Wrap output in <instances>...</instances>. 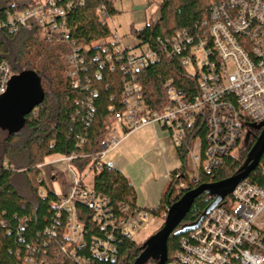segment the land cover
<instances>
[{"label":"trees","instance_id":"trees-1","mask_svg":"<svg viewBox=\"0 0 264 264\" xmlns=\"http://www.w3.org/2000/svg\"><path fill=\"white\" fill-rule=\"evenodd\" d=\"M16 0H0V21L7 14L24 8ZM217 0H160L159 18L145 23L133 34L148 46H159L183 28H192L208 16L210 5ZM70 6L66 11L65 31L53 41L39 37L40 31L23 28H0V63L7 62L13 74L22 71L35 73L44 93L43 100L25 116L23 127L0 137V264H133L141 252L140 243L129 238L118 228L102 225L91 219L93 208L76 203L80 220L84 223L83 234L86 247L75 249L74 256L63 251L67 245V214L58 207L60 194L50 189L43 181L39 163L45 157H77L69 164L75 173L88 169L93 173L91 191L106 203L110 216L120 218L139 211L150 217H162L168 207L189 189L201 183L225 179L234 174L246 158L247 152L259 134L253 125L247 129L242 147L237 155H226L220 165L210 171L201 170L199 180L193 183L186 173L188 155L197 139L204 146L205 117L198 113L193 121L185 125L182 142L176 146L180 161L170 179L156 209L140 208L136 205L135 191L123 174L100 159H93L101 149L113 125V115L125 108L122 101L123 80L131 79V72L124 66L127 50L103 51L97 44L107 40L112 31L101 20L117 14L113 0H64ZM80 50L85 61V70L79 72L80 83L74 85L67 74L64 57L74 48ZM111 54V59L106 56ZM98 55V58L95 56ZM99 74V77L97 76ZM142 85L145 103L159 110L165 103L162 88L166 78L172 79L178 91L191 98L198 92L196 79L188 75L186 68L177 61L162 58L135 73ZM89 79L90 83H86ZM88 85V89L83 84ZM91 108H90V107ZM81 144L78 147L77 144ZM263 157L257 167L246 177L250 183L264 185L261 175ZM20 177L23 190L16 178ZM184 184V187L179 186ZM228 195L221 207L231 206ZM210 197L198 195L177 229L191 224L209 204ZM108 239L113 247L112 258L94 257L90 247L96 238ZM182 235V234H181ZM181 235H170L167 239V259L179 248ZM151 261V260H149Z\"/></svg>","mask_w":264,"mask_h":264},{"label":"built area","instance_id":"built-area-1","mask_svg":"<svg viewBox=\"0 0 264 264\" xmlns=\"http://www.w3.org/2000/svg\"><path fill=\"white\" fill-rule=\"evenodd\" d=\"M15 3L23 4L18 0ZM23 5V9L7 14L6 20L0 21V28H36L41 39L48 42L64 33L69 2L30 0ZM102 14L101 20L108 24L111 17ZM137 41L134 47H129L112 32L107 40L97 42L105 52L127 50L124 66L132 76L123 80L125 108L113 115L108 136L93 159L101 160L106 150L117 144L119 128L128 132L148 124H157L167 130L176 148L182 142L185 125L201 113L206 119L204 146L201 139L194 141L186 167L190 180L196 183L201 170L215 169L224 156L239 151L251 123L264 121V0L213 1L206 19L195 27L177 30L159 46L150 47L138 38ZM87 49L88 46L76 47L65 54L64 69L74 85L80 83L78 74L85 70L80 50L86 52ZM110 56L108 54L106 60H110ZM162 58L175 60L185 67L188 75L196 79L198 92L188 98L178 91L172 79L166 78L162 84L165 103L159 110H153L145 103L142 85L134 74ZM191 64L193 68L189 69ZM12 75L10 65L2 61L0 96L5 93ZM86 83H90L89 79ZM86 83L83 87L88 89ZM77 146L81 147V144ZM75 157L77 155L72 153L58 159L44 158L38 165L44 170L50 164L67 162L68 190L59 193L58 207L67 214L64 234L67 245L62 249L73 256L75 249L86 247L84 223L76 203L82 202L93 208L91 219L103 228L109 225L118 228L129 238L131 231L149 217L146 211H139L126 217L107 218L106 203L83 186L69 164ZM261 157L264 159V153ZM261 175L264 180V162ZM179 186L184 187V184ZM234 188L230 194L231 206L219 205L196 229L182 233L179 248L165 264H264V185L250 183L245 178ZM105 236L96 238L90 251L94 257L111 259L113 247L108 239L112 234ZM83 264H89V260Z\"/></svg>","mask_w":264,"mask_h":264},{"label":"crops","instance_id":"crops-1","mask_svg":"<svg viewBox=\"0 0 264 264\" xmlns=\"http://www.w3.org/2000/svg\"><path fill=\"white\" fill-rule=\"evenodd\" d=\"M30 0H18L26 3ZM129 3L130 23L127 31L118 34L117 27L113 29L121 42L129 47H134L138 41L133 34V29L142 27L149 21L159 18V10L148 11L146 6L137 5L133 0H126ZM123 0H114L117 13L123 7ZM126 3V2H125ZM125 7V5H124ZM118 142L115 146L109 147L101 157L103 162L118 169L132 185L136 197V205L140 208L156 209L160 203L161 196L170 179V174L180 165V161L173 145L172 139L167 130L157 124H148L124 132L121 128L117 130ZM52 171L66 173V166L62 162L53 163L48 166ZM68 182L70 175L65 174ZM54 175H50L52 180ZM69 184V183H68ZM67 184V186H68ZM64 185V184H63ZM52 189L57 193L66 192L67 186L62 187L58 180H52ZM51 188V187H50Z\"/></svg>","mask_w":264,"mask_h":264},{"label":"water","instance_id":"water-1","mask_svg":"<svg viewBox=\"0 0 264 264\" xmlns=\"http://www.w3.org/2000/svg\"><path fill=\"white\" fill-rule=\"evenodd\" d=\"M44 97L39 77L31 71H22L12 75L5 93L0 96V127L9 134L20 130L25 116L38 105ZM253 127L259 131L258 136L247 152L246 158L231 176L210 183H201L186 190L178 200L172 203L165 214L163 225L141 246V252L133 264H165L167 260L168 236L181 235L196 229L211 210L218 207L234 187L244 180L259 164L264 153V121ZM205 193L210 197L209 204L200 216L191 224L178 225L189 211L194 199ZM151 260V261H149Z\"/></svg>","mask_w":264,"mask_h":264},{"label":"rangeland","instance_id":"rangeland-1","mask_svg":"<svg viewBox=\"0 0 264 264\" xmlns=\"http://www.w3.org/2000/svg\"><path fill=\"white\" fill-rule=\"evenodd\" d=\"M125 2H123V7H120L118 5V8L120 9V13L115 14L113 17H111L110 19H108V25L110 27V29L112 30V32H114L113 29V24L115 27H117V31L119 32L118 34L122 35V33H124V31H127V26L130 23V9H129V3L126 0H123ZM137 5H144L147 7L148 11H158V4L160 0H133ZM113 22V24H112ZM39 37L41 38V36L39 35ZM193 68V64L189 65V69ZM4 134V132L2 133L0 131V137H2V135ZM238 151H234L233 154L237 155ZM47 160H52L53 159H58L60 158V156H51V157H45ZM41 162H44V158L42 159ZM40 164V163H39ZM62 164L64 166L67 167V162H62ZM51 165V164H50ZM188 165V164H187ZM40 169V168H39ZM41 175L43 177V181L44 183L48 186V187H53L52 186V180H58L59 184H62V187L67 186L68 184V179L66 177V173L63 170V174L59 173V172H54L52 171L48 166L44 168V170L40 169ZM54 175V178L51 180L50 179V175ZM76 176L78 178H81L82 184L86 189H91L92 188V184H93V173L92 171H89L88 169L84 170L82 173H77L76 172ZM16 182L18 183V186L20 187V189H24L22 187V182H21V178L17 177L16 178ZM64 184V185H63ZM68 187V186H67ZM166 214V213H165ZM164 216L162 217H148L147 219L144 220L143 224L138 226L135 230H132V237L133 239L137 242L140 243V245L142 243H144L151 235H153L158 229H160V227L163 225L164 222Z\"/></svg>","mask_w":264,"mask_h":264}]
</instances>
